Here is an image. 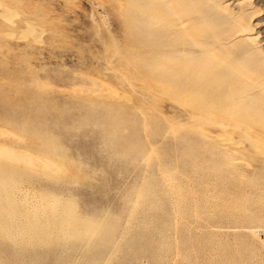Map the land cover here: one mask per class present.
<instances>
[{"label":"rangeland","instance_id":"1","mask_svg":"<svg viewBox=\"0 0 264 264\" xmlns=\"http://www.w3.org/2000/svg\"><path fill=\"white\" fill-rule=\"evenodd\" d=\"M0 264H264V0H0Z\"/></svg>","mask_w":264,"mask_h":264},{"label":"bare ground","instance_id":"2","mask_svg":"<svg viewBox=\"0 0 264 264\" xmlns=\"http://www.w3.org/2000/svg\"><path fill=\"white\" fill-rule=\"evenodd\" d=\"M133 6V5H132ZM235 8H236V6H235ZM183 23H184V21H181V22H179L178 24H177V26L178 27H181L182 25H183ZM255 37V36H254ZM248 38V37H247Z\"/></svg>","mask_w":264,"mask_h":264}]
</instances>
